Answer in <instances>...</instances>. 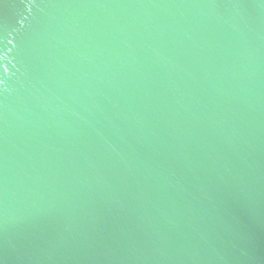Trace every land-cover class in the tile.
Listing matches in <instances>:
<instances>
[{
    "label": "water",
    "instance_id": "1",
    "mask_svg": "<svg viewBox=\"0 0 264 264\" xmlns=\"http://www.w3.org/2000/svg\"><path fill=\"white\" fill-rule=\"evenodd\" d=\"M0 264H264V0H0Z\"/></svg>",
    "mask_w": 264,
    "mask_h": 264
}]
</instances>
